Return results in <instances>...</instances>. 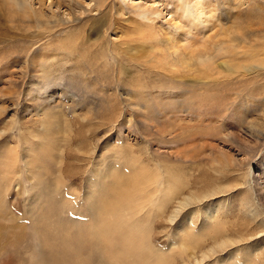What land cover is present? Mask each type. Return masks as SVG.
Instances as JSON below:
<instances>
[{"label": "rangeland", "instance_id": "374dc122", "mask_svg": "<svg viewBox=\"0 0 264 264\" xmlns=\"http://www.w3.org/2000/svg\"><path fill=\"white\" fill-rule=\"evenodd\" d=\"M14 1L0 264H264V0Z\"/></svg>", "mask_w": 264, "mask_h": 264}, {"label": "bare ground", "instance_id": "6f19581e", "mask_svg": "<svg viewBox=\"0 0 264 264\" xmlns=\"http://www.w3.org/2000/svg\"><path fill=\"white\" fill-rule=\"evenodd\" d=\"M58 1H59V3H60L62 0H58ZM64 1L68 2L69 4H71V3L74 4V3H75L73 0H64ZM14 2H15L16 5H19L20 7L22 6L24 10H25L26 7H27V2H26V1H23V2L20 3V1L15 0ZM30 5H31V4H30ZM25 6H26V7H25ZM27 9L30 10V8H27ZM191 199H193V198H191ZM186 201H187V200H186Z\"/></svg>", "mask_w": 264, "mask_h": 264}]
</instances>
